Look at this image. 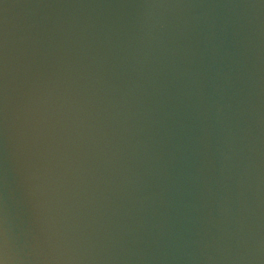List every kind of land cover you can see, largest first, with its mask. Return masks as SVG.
I'll list each match as a JSON object with an SVG mask.
<instances>
[{
	"label": "water",
	"instance_id": "water-1",
	"mask_svg": "<svg viewBox=\"0 0 264 264\" xmlns=\"http://www.w3.org/2000/svg\"><path fill=\"white\" fill-rule=\"evenodd\" d=\"M0 264H264V0H0Z\"/></svg>",
	"mask_w": 264,
	"mask_h": 264
}]
</instances>
